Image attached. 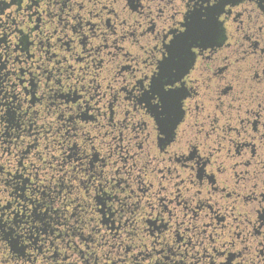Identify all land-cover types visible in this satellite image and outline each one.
Returning <instances> with one entry per match:
<instances>
[{"label":"snow or ice","instance_id":"6c2138e0","mask_svg":"<svg viewBox=\"0 0 264 264\" xmlns=\"http://www.w3.org/2000/svg\"><path fill=\"white\" fill-rule=\"evenodd\" d=\"M153 3L161 8L160 12L156 13L151 7ZM112 4L118 7L111 9ZM193 4L195 8L192 7ZM235 4H244L236 14V19L240 22L237 32H243L250 45L244 44L242 38L240 43H228L229 51L222 60L229 61L234 55L237 60L225 65L223 75L220 72L214 73L219 78L217 81L214 82L212 76L206 78L205 92L197 94L200 98L197 112L190 115L192 110L190 106L186 107V101L191 94L187 91L185 76L197 58L214 61L218 46H224V41L227 40L223 23L226 6L227 15L231 16V8ZM164 5H170L174 9L170 16L164 15ZM184 5H187L186 9ZM104 6L113 11V17L106 22L108 28L103 30L104 35L101 36L97 31L101 27V21L97 20L90 24L92 33L85 31L83 37L86 43L90 35L104 42L107 59L97 62V67L103 69L102 73L97 74L103 83L96 77L91 82V87L103 89L104 96L85 88L78 104L60 107L61 120L71 116V120L60 124L67 133L64 140L58 141L59 147L56 150L57 162L62 169L60 175L64 177V181L70 182L67 184L69 193L83 195L85 200L89 196L95 199V193H99L117 201V207L121 211L127 210L132 214L131 218L126 219L140 230H144L143 226L148 219L162 218L165 212L172 220H182L188 212L198 221L207 219L205 227L200 230L202 236L208 228L227 229L225 237L230 239L223 238L222 243L217 245V250L219 256L226 259L227 264H231L234 257H225L229 247L237 249L238 245H242L243 251H249L258 234V243L264 244V175L260 177V182H256L249 173H244L243 176L237 173L233 180L229 169L235 165L225 162L227 158L234 159L229 147L236 143L232 133L247 131L243 125L248 120L243 113L249 110L255 100L251 91L261 93L262 98L257 103L264 105V24L248 32L242 19L247 13L249 20H264V0H163V3L161 0H108ZM157 16L161 18L164 27L157 26ZM149 31L154 33L151 38ZM2 59L3 49H0V60ZM240 61L243 64L230 73L229 68ZM6 67L0 65V68ZM83 77L82 71L79 78ZM5 78L0 72V132L11 130L14 116V109L7 99L12 94V89L5 90ZM253 81L260 85L259 89H256ZM76 86L75 81L68 85L61 81L58 85L60 88L73 89ZM85 93L89 94L87 101ZM109 95L112 97V111L105 113L103 102ZM85 102L95 105V116H89L83 109ZM245 104L249 108H245ZM117 106L125 113V119L141 115L140 124L134 127L146 129L143 137L137 134L134 139H126L123 133L117 137L110 131L101 135L99 131L94 133L87 123H81L77 119L78 110H83L84 116L81 119H95L100 128H105L106 125L101 123L99 117L106 116L108 123L116 127ZM141 109L147 116L141 114ZM31 110L29 105L26 111ZM48 114L56 115L54 112L46 113ZM36 115H40L39 111ZM148 118L155 120L154 131L158 133L159 149L162 151H157L154 147L153 129H149ZM241 121V127L237 128L235 124ZM124 127H128V124L125 123ZM177 130L179 135L175 134ZM261 135L264 136V133ZM133 143L137 149L135 151L130 148ZM69 148L72 149V155H66ZM185 161H194L187 174L179 170V165L188 168ZM195 164L200 165L201 173L204 164H215L216 171L210 170L208 179L218 186V190L223 183L226 186L225 195L230 201H243L239 209L236 204L232 205L233 212L222 216L223 223L219 226L213 224L212 217L204 211L207 207L216 212L217 202L205 196V178L203 174H196ZM169 172L180 177L179 181L172 182L175 195L163 183V180H169ZM3 173L4 169L0 167V190L8 182V177ZM117 174L123 179L113 186L111 180ZM245 176L249 177L250 187L245 186L248 183ZM36 179L40 184L44 183L41 177L37 176ZM48 179L51 181L53 176L49 175ZM33 184L35 191L40 193V186L36 181ZM229 185L232 186L227 187ZM138 187L140 191H137ZM185 193L188 195L185 196ZM32 202H35L37 210L45 213H49L56 205L58 213L67 211L69 215H73L72 209L68 207L71 201L67 197L59 201L50 200L46 204L34 195ZM176 204H180L181 208L173 211ZM89 207H92L91 203ZM2 213L3 207L0 205V264H8L4 253L10 244L14 248L19 245L17 252L21 262L30 259L27 249L33 246L32 233L28 232L25 236L23 231L18 230V225L13 228L8 224L7 217ZM228 216L232 217L231 221H228ZM77 220L78 217H74L72 223H77ZM237 236L239 240L235 239ZM215 237L216 233L210 235L212 241H215Z\"/></svg>","mask_w":264,"mask_h":264},{"label":"flooded vegetation","instance_id":"af4514ba","mask_svg":"<svg viewBox=\"0 0 264 264\" xmlns=\"http://www.w3.org/2000/svg\"><path fill=\"white\" fill-rule=\"evenodd\" d=\"M107 2L108 0H0V49H3L0 65L7 66L0 68V72L6 77L3 80L5 90L12 89V94H9L7 99L14 109L11 130L0 132V167L8 177V182L3 186V190H0V205L8 224L13 228L18 225V230L23 231L25 236L28 232L32 233L33 245L27 249L31 258L21 262L17 252L19 245L14 248L10 244L4 253L8 264H227V260L222 259L217 250V245L222 243L223 238L230 239L225 237L227 229L208 228L202 236L200 230L205 227L207 219L198 221L188 212L182 220H172L165 212L162 218L148 219L143 226L144 230H140L126 219L131 218L132 214L127 210L121 211L117 207V201L99 193H95V199L89 196L87 200L83 195L69 193L67 184L70 182L64 181V177L60 175L62 169L61 164L57 162L56 150L59 147L58 141L64 140L67 135L60 124L71 120V116L65 120L60 119V107L78 104L85 88L104 96L102 88L91 87L93 77L103 83L97 75L102 73L103 69L97 67V62L107 59L104 42L90 35L86 43L83 37L85 31L92 33L90 24L97 20L101 21V27L97 31L101 36L104 35L103 30L108 28L106 22L113 17V11L104 6ZM117 7L115 4L111 5V9ZM151 7L156 13L161 11L156 3ZM183 7L186 9L187 5ZM192 7L195 8V5ZM243 7L244 4L233 5L232 15L228 16L226 6L223 23L227 40L224 41V46H218L214 61L197 58L185 76L187 91L191 94L186 101V107L190 106L192 110L190 115L197 112L200 103L197 94L205 92L206 78L212 76L213 81H217L219 78L214 73L220 72L223 75L222 69L225 65L237 60L235 55L231 56L229 61L222 60L229 51L228 43H240L242 38L244 44L250 45L244 33L237 32L240 22L236 19V14ZM173 11L170 5H164L165 16H170ZM242 19L248 32L264 24V20H249L247 13ZM157 21L158 27H164L159 16ZM170 24L171 22L169 26ZM153 35L154 33L149 31V38ZM242 64L243 61L233 64L229 72H235ZM82 71L84 77L80 79L79 74ZM61 81L65 85L75 81L77 86L74 89L60 88L58 85ZM253 84L256 89L260 88L255 81ZM251 96L255 97V100L250 108L247 104L244 105L249 110L243 113L244 118L248 120V123L243 125L247 131L232 133L236 143L230 144L229 147L234 159L227 158L225 162L235 165L229 169L233 180L237 173L240 176L249 173L256 182H260V177L264 175V136L261 135L264 133V105L257 103L262 98L259 91H251ZM88 98L89 94L85 93V101ZM111 99L110 95L104 99L105 113L112 111ZM29 105L32 110L26 111ZM83 109L89 116L96 115L95 105L85 102ZM117 109L116 127L108 123L106 116L99 117L101 123L106 125L105 128H100L95 119H81L84 116L83 110H78L77 119L81 123H87L94 133L99 131L101 135L110 131L117 137L123 133L126 139H134L137 134L143 137L146 129L134 127L140 124L141 115L125 119L123 110L119 106ZM37 111L39 116L36 115ZM133 111L135 112V109ZM52 112L56 115H46ZM141 114L147 116L143 109ZM125 123L128 127H124ZM147 123L149 129H153L155 149L162 151L159 149L158 133L154 131V118H148ZM241 124L242 121L235 126L240 128ZM175 134L179 135V130ZM130 148L137 150L134 143ZM66 155H72L71 148ZM185 163L188 168L179 165V170L187 174L194 161ZM195 168L198 176L204 175L205 196L217 202L216 212L207 207L204 211L212 217V223L219 226L223 223L221 217L233 212L232 205L236 204L239 209L243 201H230L225 195L226 186L221 183L218 190V186L208 179L209 171H216L215 164H204L203 173L199 164H195ZM49 175L53 176L51 181L48 179ZM168 175L169 180H163V183L167 184L175 195L172 182L179 181L180 177L171 172ZM37 176L43 179V184L36 179ZM122 179L123 177L117 174L111 183L115 186ZM244 179L248 182L245 186L250 187L249 177L245 176ZM33 181L40 186V193L35 191ZM137 191H140L139 187ZM34 195L46 204L50 200L59 201L67 197L71 201L68 207L72 209L73 215H69L67 211L58 213L56 205L49 213L37 210L35 202H32ZM187 195L188 193H185V196ZM176 208H181V205L176 204L173 211ZM74 217H78L75 224L72 223ZM227 218L228 221L232 220L231 216ZM212 233H216L215 241L210 239ZM259 238L258 234L249 251H243L242 245H238L237 249L229 247L225 257H234L231 264H264V244L258 243ZM235 239L239 240V237Z\"/></svg>","mask_w":264,"mask_h":264}]
</instances>
